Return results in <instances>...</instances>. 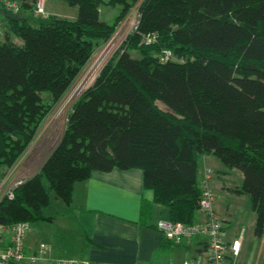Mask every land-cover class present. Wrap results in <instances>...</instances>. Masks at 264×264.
Returning <instances> with one entry per match:
<instances>
[{"label": "trees", "instance_id": "trees-1", "mask_svg": "<svg viewBox=\"0 0 264 264\" xmlns=\"http://www.w3.org/2000/svg\"><path fill=\"white\" fill-rule=\"evenodd\" d=\"M19 1V12L2 7L0 15V179L96 47L141 4L137 28L73 103L40 171L0 204L1 224L53 219L45 215L44 180L69 205L77 182L117 168L142 170L154 202L169 208L171 221L191 226L199 158L213 155L242 172L233 191L251 197L255 234H264V0H64L77 17L51 15L39 26L24 15L38 0ZM102 5L121 6L113 24L100 19ZM150 212L143 200L142 222Z\"/></svg>", "mask_w": 264, "mask_h": 264}, {"label": "crops", "instance_id": "crops-1", "mask_svg": "<svg viewBox=\"0 0 264 264\" xmlns=\"http://www.w3.org/2000/svg\"><path fill=\"white\" fill-rule=\"evenodd\" d=\"M50 12L52 15L70 19H75L78 15L75 10L65 15ZM59 105L61 102L54 109H58ZM62 106L56 113H52L48 119L49 122L45 124V128H50L44 141L48 142L51 134L54 133L59 122L56 118ZM40 146L33 148L25 167L16 164L15 175L29 178L32 176V170L39 171L42 163L38 167L34 165L43 153V148H41L43 146ZM217 159L219 158L213 155H203L199 158V181L205 176L207 168L223 174L228 173ZM222 182L223 188L232 191L241 186ZM143 200L151 204V212L142 222L141 204ZM65 205L66 215L70 218L67 227L73 228L82 239L79 254L69 259L77 264H184L187 259L200 253L204 245L205 237L199 235L187 239L183 244H174L165 240L163 233L157 228V223L162 220H171L170 210L154 202V192L144 187V173L140 169L120 170L116 168L108 173L95 171L87 180L75 184L72 202ZM49 217L55 218L54 216ZM222 220L230 223L231 219L222 217ZM195 224L202 226L205 224V215L199 210ZM228 227V224L224 225V241L229 244L243 232L241 249L237 257L239 262H237L239 264H263V258H254L244 250L246 242L244 230L229 232ZM29 250L36 252L33 247Z\"/></svg>", "mask_w": 264, "mask_h": 264}, {"label": "rangeland", "instance_id": "rangeland-1", "mask_svg": "<svg viewBox=\"0 0 264 264\" xmlns=\"http://www.w3.org/2000/svg\"><path fill=\"white\" fill-rule=\"evenodd\" d=\"M44 4L45 10L49 15L48 17L52 15L50 14V11H54L59 15H65V13H71L74 10L78 12V8L76 6H71L64 0H46L44 1ZM140 4L141 1L132 9L130 14L125 19L118 22L114 34L107 42H105L104 44L102 43L96 47L92 57L90 58L84 69L81 71V73L78 75V77L75 79L69 91L64 96L63 100L61 101V105H59V107L63 105L58 113L59 116L56 118L59 122L57 123L58 125L56 126L54 133L51 134V138L49 139V141L47 142L44 140L45 136L48 134V130L50 127L45 128L44 126L47 121L49 122L48 119L50 118L52 113H56V111L59 109V107L58 109H54L55 106L52 108L51 112L42 123L35 139L19 159L17 164H21L23 165V167H25L28 162V157L32 154L31 152L40 145L43 146H40L41 148H43V153L41 155V158H38L35 161L36 164L33 165L35 167H38L41 163L43 164V161L55 147L59 138L65 130L68 114L73 103L91 86H93L95 80L102 72L104 67L109 63L117 50H119V48L122 47L123 44L127 41L130 33L134 31L133 28L135 27L137 21ZM50 5H52L53 7L51 8ZM1 8L2 7H0V15H2L3 11ZM120 10L121 6L119 5H102L100 8V19L109 24H113L120 13ZM24 15L25 17L30 19L35 26H39L40 23H48L49 21L48 19H41L34 16L33 12L30 11L25 12ZM119 36H122V41H120L119 43L120 47L116 51H113L111 55H108V58H106V60L105 56L107 51L103 56H101L104 47L111 40ZM13 39L18 43L22 42L16 37H14ZM3 42L4 36L0 37V45L3 44ZM132 54L136 57L139 56L136 52H133ZM103 65L105 66L102 67ZM41 95L45 103L50 102L51 94L49 92H43ZM56 119L54 121H56ZM217 160H219V162L222 164V167H224V169L228 171L227 174L214 171V175L212 178L213 181L211 180L212 186L210 183V186L213 187L214 191L217 194V212L219 216L221 215V218L223 217L224 219H231L230 223L223 222L224 225H229L227 229L229 230V232H240L244 230L246 239L244 250L249 252L254 258L264 259V234L262 236H257L255 234L257 214L252 209L251 197L247 194H239L222 187V181H226L228 185H242L243 174L239 169L226 168L220 159ZM31 172L32 176L38 173L33 170ZM44 186L48 191L51 199V205L49 208L45 209V214L48 216H54L55 218L53 220H41L29 223L30 230L26 238V248L27 250H29L30 247H33V249H36V252H39L41 247L44 246L46 248V254L44 255V257L46 259L45 263L47 264H59L60 262L76 263L74 260L69 259L79 254L82 247V239L73 230V228L70 229L69 227H67V222L70 220V218L66 215V205L60 199L56 198L54 192L49 188V184L46 180H44ZM29 252L32 251L29 250ZM237 261L239 262V260Z\"/></svg>", "mask_w": 264, "mask_h": 264}, {"label": "built area", "instance_id": "built-area-1", "mask_svg": "<svg viewBox=\"0 0 264 264\" xmlns=\"http://www.w3.org/2000/svg\"><path fill=\"white\" fill-rule=\"evenodd\" d=\"M0 7L17 13L20 11L21 3L19 0H0ZM33 14L41 19L49 18L45 10L44 0H38L35 3ZM138 19L137 15V21L133 30L137 28ZM2 36L3 27L0 20V37ZM144 39L147 43H152L154 36H145ZM120 41H122V36L111 40L104 47L101 56L107 51L105 59L108 58V55H111L113 51H116L120 47ZM168 58H170V54L166 53L164 59L167 60ZM15 166L9 169L0 179V204L3 200L13 199L15 197V190L27 179L25 176L15 175ZM213 175L214 170L207 168L205 176L199 181L201 197L198 209L205 215V224L203 226L199 224L187 226L171 220H162L157 223V228L163 233L164 237L174 244H183L187 239L197 235L205 237L202 251L195 257L187 259L184 264H239L237 257L241 249L243 232L230 244L224 241V224L216 209L217 194L210 186ZM29 230L28 222H20L11 226L0 223V264L45 263L46 259L44 255L46 254V248L44 246L41 247L39 252L35 253L29 252L26 248V238ZM59 264L76 263L60 262Z\"/></svg>", "mask_w": 264, "mask_h": 264}]
</instances>
